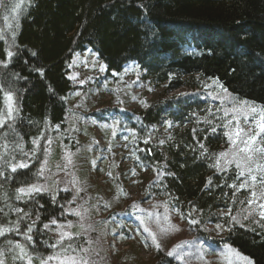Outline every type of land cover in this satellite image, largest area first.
<instances>
[{"label":"trees","instance_id":"trees-1","mask_svg":"<svg viewBox=\"0 0 264 264\" xmlns=\"http://www.w3.org/2000/svg\"><path fill=\"white\" fill-rule=\"evenodd\" d=\"M87 49L103 61L108 79L135 63L163 88L140 111L114 106L89 117L128 123L130 158L154 177L145 197L164 195L203 242L215 243L209 225H223L222 242L253 264H264L261 202L249 205L251 189L236 190L244 178L237 179L235 165L222 171L212 167L229 129L224 127L228 104L222 100L221 106L210 90L217 81L215 91L226 89L229 102L264 107V0H0V111L7 112L6 92L18 109L0 127V145L8 144L0 159V227L15 229L0 236V259L26 264L15 259L17 243L33 261L59 251L50 247L59 239L58 226L77 217L72 207L80 197L74 188L61 183L52 191L43 178L47 166L50 171L56 166L48 163L43 175L38 171L48 160L46 148L57 151L58 134L65 147L76 146L65 129L74 88L69 74L74 55ZM182 87L189 91L176 92ZM5 159L28 167L12 172ZM37 184L46 191L16 198L18 189ZM84 240L73 234L63 245L80 246L77 242ZM158 257V264H181L167 254Z\"/></svg>","mask_w":264,"mask_h":264},{"label":"rangeland","instance_id":"rangeland-1","mask_svg":"<svg viewBox=\"0 0 264 264\" xmlns=\"http://www.w3.org/2000/svg\"><path fill=\"white\" fill-rule=\"evenodd\" d=\"M105 70L103 61L90 49L74 55L69 74L74 88L68 96L70 111L65 129L74 138L76 146L65 147L62 137L58 134L55 144L58 146L57 151L53 153V147L49 145L45 153L48 160L44 159L42 162L43 164L47 161L46 166L48 163L56 166L52 171L48 166L45 168L43 178L47 179L49 189L54 191L65 185L61 183H66L74 188L76 197H80L75 200L72 210L75 209L81 215L70 218L63 228L65 232L75 235L78 233L79 236L85 237L84 241L77 242L80 246H74L79 255L87 258L89 264H158L160 253L167 254L176 245L181 244L182 247L176 249L180 258L175 253L171 256L181 264L252 262L236 248L221 241L220 238L225 233L223 225L219 228L217 225H209L210 236L214 237L215 243L210 239L208 243L203 242L190 221L168 206L164 195L145 197L144 190L154 177L147 171L136 168L134 158H130L133 155H130L131 149H128L127 145V141H130L127 137L130 131L128 123L115 119L99 122L89 117L92 111L114 106L140 111L160 96L163 88L144 77V71L135 63L125 67L122 72L115 73L111 79L104 75ZM212 84L214 86L210 87V90L213 88L211 93L219 100V104L222 106V100L228 104L225 110L244 102H229L228 99L231 98L226 93L219 94L218 89L215 91V88L220 86ZM186 91L189 90L182 87L176 92ZM248 104L259 106L250 102ZM229 119H232L231 111L228 113ZM167 124L169 125V122ZM241 125L245 129L251 126L250 123L244 124L243 117ZM224 147L225 145L221 151L229 149V141ZM67 153L72 154L71 164H67L65 159ZM258 188L262 190V186ZM133 205L137 207L134 208ZM127 209L137 210L133 214L132 211L126 212ZM109 212L112 215H109ZM148 213L155 215L149 217ZM141 217L151 232L156 234L161 246L159 249L149 233L144 231V225L140 223ZM69 222L72 227H68ZM90 231L95 232L94 236ZM185 241L189 243H183ZM229 248L235 250L234 253L229 252ZM80 249L88 251L80 252ZM33 264H39V259L33 261Z\"/></svg>","mask_w":264,"mask_h":264},{"label":"snow or ice","instance_id":"snow-or-ice-1","mask_svg":"<svg viewBox=\"0 0 264 264\" xmlns=\"http://www.w3.org/2000/svg\"><path fill=\"white\" fill-rule=\"evenodd\" d=\"M16 7H19L17 5ZM8 55L11 56L12 53L8 52ZM104 69V66H101V70ZM83 83V81H81ZM214 83H218L214 81ZM222 87V86H221ZM225 93L227 90H223ZM5 101L7 104V112L6 114L0 111V127H2L6 120L11 119L13 112L18 111L14 107L13 104V96L10 92L4 93ZM229 111L232 113V119L226 121L224 127L228 128L229 131L225 133L229 141V149L226 151L220 152L216 156V162L212 167H215L218 171H222L227 168L229 165L235 164L238 172L237 179L244 178L243 181L239 184V188H236L237 191L240 189H251L250 196L248 199V204H256L257 201H264V107L260 106H252L249 105L247 101L241 102L239 106H234L233 108L225 111V116H228ZM241 117H243L244 124H249L250 127L245 129L241 125ZM251 118V120H250ZM233 121H235V126L233 127ZM169 126L171 123L169 122ZM215 131V129H212ZM195 131V130H194ZM163 143V142H161ZM33 144H38L37 140H33ZM4 149L3 153H0V159H4V155L8 153V144L5 143L0 145ZM18 149L22 151V146L17 145ZM203 149V153L207 152V149H204V146H200ZM71 153H67L65 159L67 160V164H71ZM5 165L11 168L12 172H15L20 168H27L28 164L26 162L20 161L18 163H9L6 159L4 160ZM47 164L45 161L41 169L38 171V175H43L44 168ZM67 166V165H65ZM259 177V179H258ZM208 183H211V178H209ZM257 185L262 186V190L260 192L256 191ZM207 187V184L205 185ZM231 187H236V185H232ZM18 195L17 199H21L24 195H32L33 193H39L41 191H46L42 186L38 185H30L27 188H20L17 190ZM54 199V197H53ZM136 208V205H133ZM258 207L260 209L259 215L261 219H264V203H259ZM17 211H20L17 209ZM139 211H144L143 209H139ZM73 214L76 216H80V212L75 209L72 210ZM149 217L155 215L154 213H148ZM225 215H230V213H225ZM235 220V217H232ZM52 224H56L55 220L51 221ZM140 223L144 225V231L149 233V236L153 243L156 245L157 249L161 246L157 241L156 234L151 232V230L145 224L144 219L140 218ZM192 223H197V221L193 220ZM44 227L49 228L48 224H45ZM60 229L59 239L55 244L50 245L51 248L56 249L59 246V251L54 252L47 257L40 256L39 264H50V262H55V264H89V260L84 256L79 255L77 249H75L72 244H68L67 247L63 245V241L65 239L71 240L73 233L63 231L64 225L58 226ZM68 227H72L71 222H69ZM219 228L220 225H217ZM15 229L8 227H0V236H3L5 233L9 231H13ZM31 226L28 228L27 233H25L26 238L30 241L32 239ZM166 231V230H162ZM76 235H79L76 233ZM11 244V242H9ZM183 243H189L185 241ZM18 249V254L15 256V259L26 261V264H33V257L26 251L25 246L22 244H15L14 246ZM182 245H176L171 251L167 253L168 256H173L174 253L178 258L179 254L176 253V249L181 248ZM229 252H233L235 250L228 249ZM80 252H87V249H80ZM76 253V254H73ZM4 255L3 250H0V257ZM223 255V254H222ZM247 259V258H244ZM0 264H5L4 259H0ZM248 264H252L251 261H248Z\"/></svg>","mask_w":264,"mask_h":264},{"label":"bare ground","instance_id":"bare-ground-1","mask_svg":"<svg viewBox=\"0 0 264 264\" xmlns=\"http://www.w3.org/2000/svg\"><path fill=\"white\" fill-rule=\"evenodd\" d=\"M262 107H263V106H262ZM66 135H68V136H69L70 134H66Z\"/></svg>","mask_w":264,"mask_h":264}]
</instances>
